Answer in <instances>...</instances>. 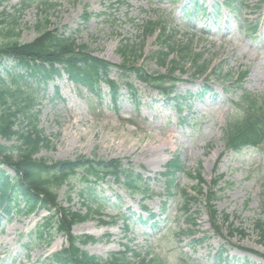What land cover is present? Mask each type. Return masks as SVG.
Instances as JSON below:
<instances>
[{"label":"rangeland","instance_id":"obj_1","mask_svg":"<svg viewBox=\"0 0 264 264\" xmlns=\"http://www.w3.org/2000/svg\"><path fill=\"white\" fill-rule=\"evenodd\" d=\"M120 1L127 5L117 0H48L50 7L45 11L51 27L64 30L77 45L111 64L123 61L119 48L135 46L139 58L129 61L148 73L161 74L166 67L157 60V53L167 52L169 60L182 68L173 75L178 81L173 92L183 98L180 102L185 107L179 113L137 81L133 82L136 101L127 99V91L121 87L116 111L106 85L101 87L100 101L65 77L50 82L44 96L43 91L36 93L38 128L54 144V150L42 152V157L52 161L73 160L79 155L121 159L147 180L153 192L143 201L112 182L103 185L100 192L109 199L106 208L100 216L76 224L72 234L97 239L84 249L102 258L129 246L162 264H264V241L255 229L257 221L264 222V140L240 153L229 151L223 142L226 123L241 111L240 92L264 100V0H231L229 9L223 5L225 0H193L204 11L190 22L182 11L190 0ZM18 4L19 0H0V12L13 15ZM216 5L222 8L218 18L214 16ZM41 9L33 3L16 15L15 24L6 20L7 25L0 27V43L6 40L7 26L17 34L12 39L33 41L37 22L44 20ZM83 11L91 15L87 23L82 22ZM148 23L153 28L145 31ZM162 32L170 38L166 44L159 39ZM171 44L173 48L166 50ZM184 45L187 54L179 61L178 49ZM190 53L210 64L206 80L192 77ZM10 66L8 62L6 67ZM241 73L247 75L239 91L225 76L235 79ZM110 76L116 79L115 72ZM204 84L207 91L199 97ZM55 87L61 101L53 98ZM176 156L186 173L200 170L207 187L217 182L213 189L221 216L217 233H212L204 202L188 206V213L182 216L180 194L171 197L164 191L157 174ZM177 177L178 190L192 195L196 180ZM79 190V186L74 188L67 204L65 188L61 189L60 205L84 213ZM140 206L156 218L144 223L147 214H142L137 221ZM117 212L128 218V233L122 230V220L113 225L100 223L110 222ZM45 216L39 212L27 218L0 217V264H46L45 258L63 247L65 239L58 234L50 244L35 242V229ZM223 216L227 217L225 224Z\"/></svg>","mask_w":264,"mask_h":264},{"label":"trees","instance_id":"obj_2","mask_svg":"<svg viewBox=\"0 0 264 264\" xmlns=\"http://www.w3.org/2000/svg\"><path fill=\"white\" fill-rule=\"evenodd\" d=\"M226 1L231 6V0ZM19 3L13 15L0 12V27L4 26L8 19L11 20L10 25L15 24L18 19L16 15L33 3L43 7L41 12L44 20L42 23L37 22V36L33 41L19 43L12 39V36L17 34H14L13 28L7 26L3 33L6 40L0 43V216L26 217L41 211L47 214L36 228V242H51L54 234H62L66 239V246L47 258V264H162L156 258L142 256L127 246H124L122 251L109 254L105 259L80 249L81 246L95 243L97 240L90 236H73L71 228L95 215H101L109 201L100 192L103 185L112 182L128 195L141 199L150 197L151 191L143 176L135 172L129 163L124 165L121 159L87 158L79 155L73 160L52 161L42 157V152L54 150V144L53 139L38 128L39 110L36 106L39 102L36 93L43 91L44 96L48 84L65 75L70 83L85 89L99 101L101 87L106 85L113 109L117 110L116 102L121 97V87L127 91V99L136 101L137 94L133 85V80H136L155 90L166 100L171 99L174 107L180 111V100L171 96L176 83L173 74L182 69L180 64L174 60L168 61V53L160 52L157 60L162 66L169 65V71L165 74L147 73L129 61L139 58L136 54L139 50L129 45L119 48L123 61L118 65L111 64L77 45L72 36L64 30L51 27L49 15L45 11L46 7H50L48 0H19ZM89 18L90 14L83 12V23ZM153 25L148 23L145 31L153 28ZM160 38H163L165 43L170 39L169 36H164V32L160 34ZM172 45L167 47L171 49ZM186 46L178 49L179 61H184L183 56L187 51L182 49ZM189 61L193 76L197 78L204 76L209 70L208 64H200L201 58L197 54L190 53ZM8 62L11 63L9 68L6 67ZM112 72L116 73L115 80L110 76ZM225 77L230 81L234 80L239 89L246 73H241L236 79L230 78L229 74ZM53 98L61 101L57 87L54 88ZM239 99L241 116L227 122L223 136L225 146L234 152H240L246 147H255L264 140V102L245 91L241 92ZM180 173H185V170L176 156L169 160L163 172L158 174L169 195L179 193L175 182ZM193 178L197 180L193 188L194 196H188L182 191L181 198L185 205L197 201L194 197L203 199L210 211L209 219L215 232V229H220V215L214 206L216 193L211 188L208 194L204 192L205 183L199 170L195 171ZM216 184L217 182L213 187ZM78 186L84 213L64 208L58 201V193L65 188V201L70 204L71 193ZM141 209L148 212L145 207ZM150 217L154 216L150 214ZM119 219L123 220V231L127 233L128 218L119 212L115 213L110 222L100 220V223L114 224ZM137 219L141 220V217ZM226 220L227 217L224 216V222ZM255 229L264 241V222L257 221Z\"/></svg>","mask_w":264,"mask_h":264}]
</instances>
